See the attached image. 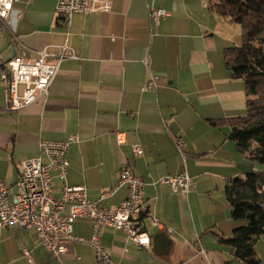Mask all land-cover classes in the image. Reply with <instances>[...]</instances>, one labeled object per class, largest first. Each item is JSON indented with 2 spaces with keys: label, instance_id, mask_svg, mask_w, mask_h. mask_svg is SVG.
Wrapping results in <instances>:
<instances>
[{
  "label": "crops",
  "instance_id": "obj_1",
  "mask_svg": "<svg viewBox=\"0 0 264 264\" xmlns=\"http://www.w3.org/2000/svg\"><path fill=\"white\" fill-rule=\"evenodd\" d=\"M56 5V0L18 2L0 31V67L23 51L35 57L44 47L57 53L67 44L75 54L61 63L48 96L26 108L9 110L0 81V180L15 185L20 163L40 155V140L77 136L67 152V182L85 186L89 199L97 201L117 185L121 169L131 166L145 182L148 231L170 238L168 251L156 254L153 244L140 248L125 230L104 226L102 245L116 261L249 264L236 259L235 248L218 236L228 237L245 223L231 218L228 180L262 168L229 137L230 119L247 111L245 82L232 76L224 60L227 47L241 45V26L218 15L208 0H113L110 11L74 13L69 23ZM153 7L169 14L156 22ZM150 75L157 77L156 89L146 87ZM118 131L127 132L126 142L118 143ZM133 145L142 152L135 153ZM185 170L192 179L188 194L160 181ZM52 173L59 195L63 180ZM128 195L125 184L102 203L115 209ZM152 218L173 231L153 226ZM73 233L89 238L91 220L77 218ZM68 247L59 261L34 229L0 230V264H97L91 245ZM24 248L32 251V263ZM255 249L264 264V235ZM173 250L179 253L175 260H160Z\"/></svg>",
  "mask_w": 264,
  "mask_h": 264
},
{
  "label": "built area",
  "instance_id": "obj_2",
  "mask_svg": "<svg viewBox=\"0 0 264 264\" xmlns=\"http://www.w3.org/2000/svg\"><path fill=\"white\" fill-rule=\"evenodd\" d=\"M30 1L32 0H0V31L6 28L14 5ZM56 1L57 12L68 23L74 13L108 12L113 3V0ZM168 14L164 8L153 7L150 12L156 22ZM70 51L72 53L69 54ZM34 53L35 57H29L23 51L0 67V81L5 84L10 111L26 108L40 98H46L63 60L75 56L74 50L67 44L57 53L51 52L48 47L35 50ZM146 87L156 89L157 77L150 75ZM126 139L127 132H117L119 144L126 142ZM77 140V136H69L64 140H40V155L20 163V175L15 185H8L0 180V230L12 226L34 229L41 245L59 261L68 253L70 243L83 242L94 248L97 264H121L104 248L100 233L104 226L123 229L140 248H152L153 235L148 231L143 218L148 208L144 196L145 182L134 173L131 166H124L117 185L104 192L99 200L91 201L85 186L70 185L66 180L70 165L67 152L71 143ZM177 147L185 158L184 140H178ZM133 150L135 153L142 152L138 145H133ZM53 171H57L59 178L63 180L59 195L55 194ZM160 181L170 185L173 191L184 194H188L192 185V179L186 170L162 177ZM125 184L129 187V195L121 204L115 209L104 206L103 199ZM77 218L91 220L92 234L89 238L74 235L73 222ZM152 224L163 230L173 231L156 218H152ZM23 254L29 262H33L29 248H24Z\"/></svg>",
  "mask_w": 264,
  "mask_h": 264
},
{
  "label": "trees",
  "instance_id": "obj_3",
  "mask_svg": "<svg viewBox=\"0 0 264 264\" xmlns=\"http://www.w3.org/2000/svg\"><path fill=\"white\" fill-rule=\"evenodd\" d=\"M218 15L241 26L242 43L224 50V60L234 78H242L247 93V111L231 118L229 137L249 158L264 167V0H208ZM225 195L231 218L245 223L220 243L235 248V258L259 264L255 244L264 235V169L230 178Z\"/></svg>",
  "mask_w": 264,
  "mask_h": 264
},
{
  "label": "water",
  "instance_id": "obj_4",
  "mask_svg": "<svg viewBox=\"0 0 264 264\" xmlns=\"http://www.w3.org/2000/svg\"><path fill=\"white\" fill-rule=\"evenodd\" d=\"M152 241L156 254H162L168 251L170 238L165 232H158L154 234Z\"/></svg>",
  "mask_w": 264,
  "mask_h": 264
},
{
  "label": "rangeland",
  "instance_id": "obj_5",
  "mask_svg": "<svg viewBox=\"0 0 264 264\" xmlns=\"http://www.w3.org/2000/svg\"><path fill=\"white\" fill-rule=\"evenodd\" d=\"M263 169H264V167H262L260 170H263ZM213 232H215V231L212 230V232H209V233H213ZM152 233H155V232H152ZM85 250L86 249H83V251H85ZM87 253H88V251H87ZM178 256H179V253L176 250H173L172 253H170V255H168V256L166 255L165 257L160 258V260H163V262H166L170 259L175 260ZM159 262H161V261H159ZM233 262H235V264H239V262L236 260H234Z\"/></svg>",
  "mask_w": 264,
  "mask_h": 264
}]
</instances>
